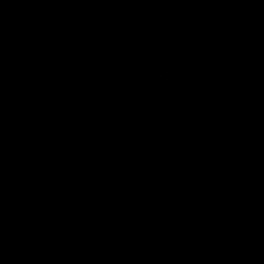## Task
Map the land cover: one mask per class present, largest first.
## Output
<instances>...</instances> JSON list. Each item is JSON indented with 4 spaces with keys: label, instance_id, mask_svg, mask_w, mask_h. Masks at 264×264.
I'll list each match as a JSON object with an SVG mask.
<instances>
[{
    "label": "water",
    "instance_id": "95a60500",
    "mask_svg": "<svg viewBox=\"0 0 264 264\" xmlns=\"http://www.w3.org/2000/svg\"><path fill=\"white\" fill-rule=\"evenodd\" d=\"M0 264H264V0H0Z\"/></svg>",
    "mask_w": 264,
    "mask_h": 264
}]
</instances>
